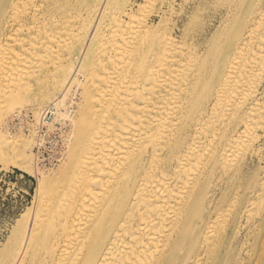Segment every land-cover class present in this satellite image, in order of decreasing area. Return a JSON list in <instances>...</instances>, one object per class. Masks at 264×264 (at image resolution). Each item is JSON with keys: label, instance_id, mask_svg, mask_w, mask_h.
Here are the masks:
<instances>
[{"label": "bare ground", "instance_id": "1", "mask_svg": "<svg viewBox=\"0 0 264 264\" xmlns=\"http://www.w3.org/2000/svg\"><path fill=\"white\" fill-rule=\"evenodd\" d=\"M139 1L0 0V164L37 177L0 264H264V0ZM55 97L40 167L12 127Z\"/></svg>", "mask_w": 264, "mask_h": 264}, {"label": "rangeland", "instance_id": "2", "mask_svg": "<svg viewBox=\"0 0 264 264\" xmlns=\"http://www.w3.org/2000/svg\"><path fill=\"white\" fill-rule=\"evenodd\" d=\"M139 2L146 3L144 0ZM60 102V97L40 100L33 110L26 109L23 120L15 119L12 127L16 134L24 130L32 148L31 156L39 159L37 163L40 167L56 162L64 148L63 142L70 128L71 117L63 108H56ZM36 185L35 175L14 165L3 167L0 164V244L5 242L16 219L29 208Z\"/></svg>", "mask_w": 264, "mask_h": 264}]
</instances>
